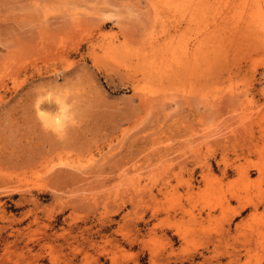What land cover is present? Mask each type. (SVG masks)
<instances>
[{
    "label": "rangeland",
    "instance_id": "obj_1",
    "mask_svg": "<svg viewBox=\"0 0 264 264\" xmlns=\"http://www.w3.org/2000/svg\"><path fill=\"white\" fill-rule=\"evenodd\" d=\"M0 264H264V0H0Z\"/></svg>",
    "mask_w": 264,
    "mask_h": 264
},
{
    "label": "bare ground",
    "instance_id": "obj_2",
    "mask_svg": "<svg viewBox=\"0 0 264 264\" xmlns=\"http://www.w3.org/2000/svg\"><path fill=\"white\" fill-rule=\"evenodd\" d=\"M53 122L55 123L56 126H61L63 123V117L60 113H56L53 117H51Z\"/></svg>",
    "mask_w": 264,
    "mask_h": 264
},
{
    "label": "clouds",
    "instance_id": "obj_3",
    "mask_svg": "<svg viewBox=\"0 0 264 264\" xmlns=\"http://www.w3.org/2000/svg\"><path fill=\"white\" fill-rule=\"evenodd\" d=\"M61 111H64V109H61Z\"/></svg>",
    "mask_w": 264,
    "mask_h": 264
}]
</instances>
